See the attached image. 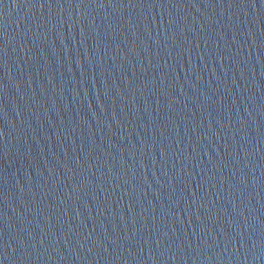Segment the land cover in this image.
<instances>
[{
	"label": "water",
	"instance_id": "water-1",
	"mask_svg": "<svg viewBox=\"0 0 264 264\" xmlns=\"http://www.w3.org/2000/svg\"><path fill=\"white\" fill-rule=\"evenodd\" d=\"M0 264H264V0H0Z\"/></svg>",
	"mask_w": 264,
	"mask_h": 264
}]
</instances>
